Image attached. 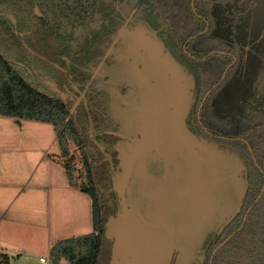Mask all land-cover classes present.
Instances as JSON below:
<instances>
[{
    "label": "trees",
    "instance_id": "16d2710c",
    "mask_svg": "<svg viewBox=\"0 0 264 264\" xmlns=\"http://www.w3.org/2000/svg\"><path fill=\"white\" fill-rule=\"evenodd\" d=\"M187 1L191 3V0ZM157 2L0 0V114L17 118L47 119L54 122L56 128L66 119L59 135L61 154L64 158L70 156L66 146L68 131L70 138L82 147L81 153L90 180V185L84 184L80 187L91 196L93 231L54 243L49 252L50 263L59 264L60 259H64L68 264H108L111 258L112 241L104 234V223L108 214L119 208L118 193L113 185L119 171L123 170L121 159L124 155L114 154L115 157L101 149H112L114 153L116 148H123L124 144H129V150L132 149L133 143L127 137H118L105 131L110 129L108 127L99 129L97 126V111L88 102V91L93 80H90L91 73L101 59L93 60L87 55L84 46L97 29L91 26L97 17L102 27L105 20L118 13L126 18L136 8L133 12L135 15L142 5L146 13H155L164 27L160 32L162 35L167 34L164 37L170 40L180 60L194 73L195 101L190 111L189 127L214 142L232 147L231 150L238 154L245 179L241 196L233 202L230 201L233 193L228 189L222 198L219 196L221 189L217 188L216 191L215 186L208 189V197L215 208L212 211L221 212L224 206H230L231 215L235 214L221 230L220 226L230 216L226 213L215 214L211 219L213 231L206 234L203 245L195 250L199 256L202 252L204 259L201 264H210L212 251L226 239L214 253L212 264H264V190L261 193L264 185V59H261V66L251 79V88L258 100L248 98L244 108L236 113V122L216 115L212 98L236 69L242 57L241 53L233 41L220 39L212 34L215 21L200 0H194L192 9L196 17H192L191 27L185 37L178 31L173 34L172 28L177 25L178 16L169 17L173 22L170 28L164 14V11H169L164 8L166 3ZM203 10L204 13L199 16ZM205 20L209 22L208 29L202 33L206 27ZM229 26L234 29L231 23ZM77 27H86L80 36L75 34ZM180 36L181 39H178ZM234 57L236 61L231 64ZM84 66L90 73H83L84 69L81 68ZM227 67L228 70L221 80ZM83 89L84 95L75 104ZM209 89L208 96L200 106ZM114 139L118 141L110 142ZM187 160L185 162L180 157L179 161L183 163L176 164L174 170L182 169L181 166L187 165ZM114 172L116 178L113 177ZM67 174L70 182L75 185L71 174L68 171ZM153 176V169L143 172V177L150 180H154ZM158 176V171L155 170V177ZM150 187L148 185L144 189L149 201L148 206L144 207L152 210L155 195H151ZM260 193L261 196L254 202ZM103 197L108 199L102 200ZM237 206L239 210L236 212ZM173 214L172 219L176 213ZM154 219L156 220L155 216ZM1 255L4 258L1 264H10L8 257Z\"/></svg>",
    "mask_w": 264,
    "mask_h": 264
},
{
    "label": "rangeland",
    "instance_id": "374dc122",
    "mask_svg": "<svg viewBox=\"0 0 264 264\" xmlns=\"http://www.w3.org/2000/svg\"><path fill=\"white\" fill-rule=\"evenodd\" d=\"M157 1L158 4L166 3L164 8L169 11H164V14L168 18L169 27L173 23L169 17L178 16L176 29L172 28L173 34L178 31L185 37L191 27L192 17H196L192 9L194 1L191 0V3L187 0ZM230 1L231 4L237 3L241 9L248 5L245 0ZM226 2L200 0L201 5L212 14L215 21L212 34L220 39L233 41L242 55L236 69L212 98L214 113L236 122V113L244 108L247 99L258 100L254 89L251 88V79L261 66V59H264V56L259 57V54H264L262 48L264 37L259 36L264 26H259L260 18L254 16L251 21L249 18L247 20L251 27H235L231 24L234 26V29H231L229 22L232 19H228L230 14L226 15L229 13L227 9V13H224L226 19H222L224 11L222 5L226 8L224 5ZM135 10L136 8L133 11ZM145 10L141 5L134 16L133 12L132 16L129 15V20L118 13L115 17L105 20L102 27L100 23L99 28L86 41L85 51L93 60L106 53L101 62L102 69L93 78L89 88L88 102L97 111L95 118L99 129L115 128L120 134H117L118 137L137 136L143 131L148 133L150 137L142 140L143 146L134 162L135 173L128 188V201L131 205L137 203L149 220H155L154 216L165 218L166 213L172 215L176 213L172 219L174 239L179 245L189 246L195 251L203 245L206 234L213 231L214 227L210 222L215 214L226 213L227 216H231L230 206H224V211L221 209V212L212 211L215 208L208 197V189L211 186H215L216 191L217 188L221 189L219 194L221 198L228 189L233 193L230 200L233 202L241 196L245 179L238 154L231 150L232 147L214 142L189 127L190 111L195 101L194 73L180 60L168 38L164 43L161 41L157 32L163 30V25L155 13H146ZM143 11L145 13L140 14ZM203 13L204 10L199 16ZM241 15H248V11L243 10ZM139 17L146 21L138 23ZM78 29L84 32L86 27H77ZM165 35L167 37V34ZM181 36L178 39H181ZM90 61L92 63V60ZM81 69H84L85 74L90 73L86 66ZM65 123L66 119L60 129ZM67 133L66 146L70 156L60 159L65 161L67 171L78 187L90 185L86 163L81 153L82 147L70 138V132ZM106 139H109L108 136ZM111 140L110 142L114 143L115 139ZM128 145L116 148L114 153L118 156L125 155L129 152ZM101 150H107V154L116 157L112 149ZM180 157H183L185 162L188 158L187 165L174 170L176 164L183 163L179 161ZM147 169L154 170V180L143 177V172L146 173ZM155 170L158 171V177H155ZM122 173L123 170L118 173V182ZM115 176L114 172L113 177L116 178ZM148 185L151 186V195H155L151 214H149L151 210L144 207H147L149 202L144 191ZM103 199L107 200L108 197ZM109 215L113 216L111 213ZM14 227L10 226V230H14ZM28 228L32 230L31 227ZM120 237L121 241L122 239L125 241L123 248L126 247L127 252L131 251L132 256H135L131 262L124 260L125 264H191L185 254L174 255L165 229L144 224L132 212L125 218ZM17 238L25 246L31 244L30 237L23 231ZM43 250L38 249V254L30 261L40 264L37 258L40 253L44 254ZM3 260L0 254V264ZM64 263L68 264L64 259H60L59 264ZM48 264L52 263L48 261Z\"/></svg>",
    "mask_w": 264,
    "mask_h": 264
},
{
    "label": "crops",
    "instance_id": "0c3cea01",
    "mask_svg": "<svg viewBox=\"0 0 264 264\" xmlns=\"http://www.w3.org/2000/svg\"><path fill=\"white\" fill-rule=\"evenodd\" d=\"M224 1L227 2L226 8L222 5V19H226L224 13L228 10L226 15L230 14L228 19H232L229 23L235 27H251L247 20L254 16L260 18L259 26H264V0H245L248 5L244 9L230 0ZM243 10L248 15L242 16ZM137 21L146 20L139 17ZM259 33L263 38L264 29ZM99 59L102 62L103 56ZM101 62L91 77L101 71ZM63 127L56 128L47 119L0 114V254H5L10 264H34L30 260L36 257L38 249H45L44 254L38 255V262L43 264L41 256L50 262L49 252L54 243L93 231L91 196L70 182L67 165L60 159L63 156L59 135ZM10 226H15L14 230ZM21 231L30 237V245L18 241ZM113 231L114 227L107 235L111 236Z\"/></svg>",
    "mask_w": 264,
    "mask_h": 264
},
{
    "label": "water",
    "instance_id": "95a60500",
    "mask_svg": "<svg viewBox=\"0 0 264 264\" xmlns=\"http://www.w3.org/2000/svg\"><path fill=\"white\" fill-rule=\"evenodd\" d=\"M207 27L208 26H206L204 28V30L201 31V32L202 33L205 32L207 30ZM205 58L206 57H204V59ZM235 61H236V57L233 58L231 64H233ZM227 70H228V67L225 69L223 75L221 76V80L224 78ZM210 90L211 89H209L205 93V95L203 97V101L200 104V106L203 104V102L206 99V97L208 96ZM114 133L116 135L119 134L118 132H114ZM124 137H127L133 143V146H132V149H130L129 152H127L122 157L121 163H122L123 173H122V176H121L119 182L115 181V183L113 185V188L117 191L118 197H119V210H118V212L116 214V217L110 216L104 223V234H105V236H106V234H109V232L114 227L115 223H117L119 225V228H118V230L116 231V234H115V239H114L113 244H112V255H113V257H112V260H111V264H125L124 260H127V261L131 262V261L134 260V259H132V257L135 258V256H132L131 251L129 253V252H127L126 247L123 248L122 245H124L125 241L123 239L121 241V237H120L121 233H122V231L124 229L125 218L130 212L136 214L140 218V220L144 224H146L148 226L156 227V228L160 227V228L165 229L167 234H168L171 246L174 249V253H176V252L183 253V254H185V256L187 258H193L194 257V253L192 252V250L190 248H188V247H184L182 245H179L174 239V236H173V225H174V223H173V220H172V214H167L166 213V217L165 218L156 217V220H149L141 212L140 207H139L138 204L137 205H134V204L131 205L129 203V201H128V186H129V184H130V182L132 180V175L134 173V162L136 161V159H137V157L139 155L140 148L143 146L142 140L144 141L145 139H148L150 136L148 135V133L146 131H143L137 136H125L124 135ZM263 190H264V185H263V187L261 189V193L263 192ZM261 193L255 199L254 202H256L259 199V197L261 196ZM251 206L246 211L245 217L248 214ZM153 209L151 210V213H153ZM238 210H239V206L236 207L235 211L237 212ZM151 213L149 212V214H151ZM234 214L235 213H233L230 216V218L227 221H225V223H223L220 226L221 229L223 228V226L225 224H227L229 222V220L233 217ZM245 217H244V219H245ZM242 225H243V223L241 224V226ZM225 241H223L220 245H218L212 251V253L210 255V261L213 259L214 253L220 248V246H222V244L225 243ZM122 249H123V251H122ZM128 254H130V255H128Z\"/></svg>",
    "mask_w": 264,
    "mask_h": 264
},
{
    "label": "flooded vegetation",
    "instance_id": "af4514ba",
    "mask_svg": "<svg viewBox=\"0 0 264 264\" xmlns=\"http://www.w3.org/2000/svg\"><path fill=\"white\" fill-rule=\"evenodd\" d=\"M208 21L206 20V26H208ZM207 29H208V27H207ZM204 30V29H203ZM202 30V31H203ZM158 34H160V37H162V39L164 40V41H167V38L166 37H164L165 35H162V33L160 32V31H158ZM103 58H104V56H105V53H103ZM101 62V61H100ZM100 64V63H99ZM99 64L97 65V67L99 66ZM96 67V68H97ZM95 68V69H96ZM92 74V73H91ZM92 76V75H91ZM92 78H94V76L93 77H90V80H92ZM83 93V94H82ZM82 94V95H81ZM84 95V89L80 92V95L78 96V98H77V100H76V102H78V101H80L81 100V97ZM105 131H109V133H111V134H115L114 132H116L117 130H115V128H110V129H107V130H105ZM114 131V132H113ZM107 140H109V139H107ZM114 141H118L117 139H115ZM115 154V153H114ZM117 155V154H116ZM118 210H119V208L117 209V211H115V212H113V213H111V215H113L114 217H116V214H117V212H118ZM110 216V215H109ZM108 216V217H109ZM108 219V218H107ZM118 228H119V225L117 224V223H115V225H114V231H113V234L111 235V236H107V234H106V236H107V238H108V240H111L112 241V243H111V258H110V260H109V262H108V264H111V260H112V257H113V255H112V244H113V241H114V239H115V234H116V231L118 230ZM189 248V247H188ZM191 249V248H190ZM192 250V252L194 253V257L193 258H188V261L189 262H191V264H201L202 263V260L204 259V257L202 256V255H198V253L196 252V251H194L193 249H191ZM178 252H176V253H174V255L175 254H177ZM128 255H130V254H128ZM185 256V255H184ZM186 257V256H185ZM175 261V260H174ZM209 261H210V258H209ZM193 262V263H192ZM210 263L212 264V260L210 261ZM181 264H186V263H181Z\"/></svg>",
    "mask_w": 264,
    "mask_h": 264
},
{
    "label": "clouds",
    "instance_id": "9594fccd",
    "mask_svg": "<svg viewBox=\"0 0 264 264\" xmlns=\"http://www.w3.org/2000/svg\"><path fill=\"white\" fill-rule=\"evenodd\" d=\"M100 23H101V21H100V19L97 17V19L95 20V22L91 25L93 28H99V26H100ZM82 32H83V30H81V29H78L77 31H76V35H78V36H80L81 34H82Z\"/></svg>",
    "mask_w": 264,
    "mask_h": 264
},
{
    "label": "built area",
    "instance_id": "2783aa9c",
    "mask_svg": "<svg viewBox=\"0 0 264 264\" xmlns=\"http://www.w3.org/2000/svg\"><path fill=\"white\" fill-rule=\"evenodd\" d=\"M39 260H40L43 264H48L47 259H46L45 257H43V256H41V257L39 258Z\"/></svg>",
    "mask_w": 264,
    "mask_h": 264
}]
</instances>
